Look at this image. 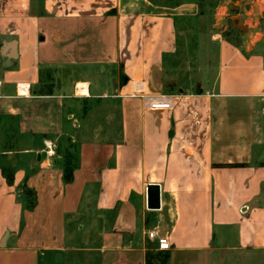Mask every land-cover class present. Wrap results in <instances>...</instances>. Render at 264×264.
<instances>
[{"label":"crops","instance_id":"crops-1","mask_svg":"<svg viewBox=\"0 0 264 264\" xmlns=\"http://www.w3.org/2000/svg\"><path fill=\"white\" fill-rule=\"evenodd\" d=\"M229 3L238 42L198 34L190 52L200 0H0V264H143L150 230L166 264H264V0L214 15ZM207 49L199 78L165 81ZM161 94L170 110L145 108Z\"/></svg>","mask_w":264,"mask_h":264},{"label":"rangeland","instance_id":"rangeland-1","mask_svg":"<svg viewBox=\"0 0 264 264\" xmlns=\"http://www.w3.org/2000/svg\"><path fill=\"white\" fill-rule=\"evenodd\" d=\"M230 3L226 6V11L224 14L214 15L216 13L215 8L218 5V0H200L199 9H200V12L204 14V16H201L197 18L196 20L185 22L181 26V30H183L184 32L190 33V34L193 33L192 35H195L193 37H190L188 39L185 38L183 40L185 42L184 45L187 48H189L188 50L190 52L195 51L198 45H200V43L198 42L199 38L196 37V35L198 34H203V36H206L203 46H209L207 42L209 39V36L214 37L216 35L222 36L224 38H228L233 42L234 41L238 42V40L240 39L239 38L240 36H239L238 31L236 30V27H234L233 25V22L235 20L234 17H236V15H234ZM241 24L244 25L242 22ZM260 27L264 28V21L260 23ZM245 32L246 31H244V33ZM206 51L207 53L203 55L201 54L198 55L196 53L190 54V56L192 55L193 57L192 60L189 58V56L187 57V55L186 56L182 55L179 59V62L176 63V65L172 63L171 64L172 66L170 65L171 67L169 68L167 67L166 69L164 68V75L166 76L165 81H170L171 83L172 81H176V80L181 81L182 79H187L188 77L194 80L199 78L202 73L204 74L203 69H206V66H210L211 64L210 62L211 55H209L211 50L209 51L207 49ZM188 58L191 60L189 63L190 67L189 69H186V66H188V64L186 65V61H188L187 60ZM182 65H184L185 68H182ZM171 68H175L174 71ZM71 103H72L71 104L72 106H68L66 112L72 114V116L69 118H66V122L68 125L65 128L66 132L62 136L60 143L63 146V149L67 148L68 152L65 153V158L72 164L75 161V148H76L77 142L71 138V131L73 129L72 125L73 124L76 125V122L73 123L75 119V115H74L75 113L73 111L75 107L74 105H76V103H74L73 101ZM89 104H91V102H85V103L78 102L77 103L79 107L81 106L86 107ZM146 247L151 248V243L148 242L146 244Z\"/></svg>","mask_w":264,"mask_h":264},{"label":"trees","instance_id":"trees-1","mask_svg":"<svg viewBox=\"0 0 264 264\" xmlns=\"http://www.w3.org/2000/svg\"><path fill=\"white\" fill-rule=\"evenodd\" d=\"M86 107L82 106V112H85ZM68 152L67 148L62 149V161H61V168H62V182L67 184L71 181L72 178V170L76 166L77 161V147L75 148V161L74 163H70L65 158V153ZM2 176L7 184L11 183L12 175L10 171L2 170ZM23 194L26 197V209H31L34 206V200L32 194L29 193L27 190H23ZM168 260V252L167 251H157L154 249V245L151 243V248L146 247L144 253V263L143 264H166Z\"/></svg>","mask_w":264,"mask_h":264},{"label":"built area","instance_id":"built-area-1","mask_svg":"<svg viewBox=\"0 0 264 264\" xmlns=\"http://www.w3.org/2000/svg\"><path fill=\"white\" fill-rule=\"evenodd\" d=\"M172 95L161 94L156 96H146L144 100L145 108L151 111L170 110L172 106ZM146 239L154 245L157 251H168L169 242L165 234H160L156 230L146 232Z\"/></svg>","mask_w":264,"mask_h":264},{"label":"water","instance_id":"water-1","mask_svg":"<svg viewBox=\"0 0 264 264\" xmlns=\"http://www.w3.org/2000/svg\"><path fill=\"white\" fill-rule=\"evenodd\" d=\"M233 25L240 29L236 23ZM145 208L149 211L159 210V186L157 184H147L145 187Z\"/></svg>","mask_w":264,"mask_h":264}]
</instances>
